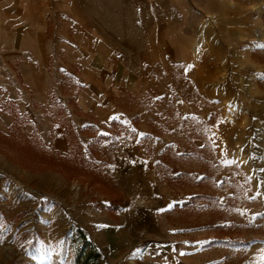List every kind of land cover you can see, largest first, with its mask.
Listing matches in <instances>:
<instances>
[{"label":"rangeland","instance_id":"374dc122","mask_svg":"<svg viewBox=\"0 0 264 264\" xmlns=\"http://www.w3.org/2000/svg\"><path fill=\"white\" fill-rule=\"evenodd\" d=\"M175 3L157 53L105 34L126 87L109 50L0 64V264H76L78 228L104 264H264V0Z\"/></svg>","mask_w":264,"mask_h":264},{"label":"crops","instance_id":"0c3cea01","mask_svg":"<svg viewBox=\"0 0 264 264\" xmlns=\"http://www.w3.org/2000/svg\"><path fill=\"white\" fill-rule=\"evenodd\" d=\"M172 1H176L173 11L183 16L185 0ZM114 2H123L132 11L118 16L116 8L121 6ZM170 9V0H0V64L9 65L18 59V64L36 69L39 75L52 56L62 50L66 56L77 48L96 50L97 59L106 56L105 50H109L113 53L111 62L120 68L117 77L120 87H126L134 73L129 67V55L117 50L135 47L129 38L118 44L105 34L115 33L120 21V32L145 34L146 47L157 53L169 46ZM62 15L66 16V25L74 24L79 29L75 39L65 30L58 33L57 20ZM175 39V43L180 40Z\"/></svg>","mask_w":264,"mask_h":264},{"label":"trees","instance_id":"16d2710c","mask_svg":"<svg viewBox=\"0 0 264 264\" xmlns=\"http://www.w3.org/2000/svg\"><path fill=\"white\" fill-rule=\"evenodd\" d=\"M77 232L81 236L82 244L75 252L76 264H104L102 253L93 240L83 229L78 228Z\"/></svg>","mask_w":264,"mask_h":264},{"label":"snow or ice","instance_id":"6c2138e0","mask_svg":"<svg viewBox=\"0 0 264 264\" xmlns=\"http://www.w3.org/2000/svg\"><path fill=\"white\" fill-rule=\"evenodd\" d=\"M183 254V253H182Z\"/></svg>","mask_w":264,"mask_h":264}]
</instances>
